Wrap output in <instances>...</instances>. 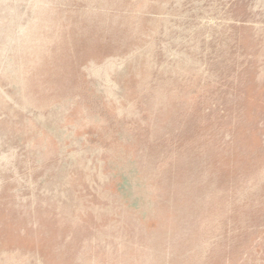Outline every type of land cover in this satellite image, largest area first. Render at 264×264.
Here are the masks:
<instances>
[{
  "label": "rangeland",
  "instance_id": "374dc122",
  "mask_svg": "<svg viewBox=\"0 0 264 264\" xmlns=\"http://www.w3.org/2000/svg\"><path fill=\"white\" fill-rule=\"evenodd\" d=\"M0 264H264V0H0Z\"/></svg>",
  "mask_w": 264,
  "mask_h": 264
}]
</instances>
